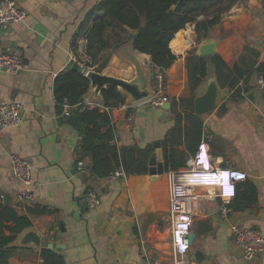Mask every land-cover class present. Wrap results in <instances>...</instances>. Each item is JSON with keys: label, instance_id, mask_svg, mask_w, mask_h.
<instances>
[{"label": "crops", "instance_id": "0c3cea01", "mask_svg": "<svg viewBox=\"0 0 264 264\" xmlns=\"http://www.w3.org/2000/svg\"><path fill=\"white\" fill-rule=\"evenodd\" d=\"M100 1L17 0L26 11L27 20L12 24L7 30L0 29V52L17 49L23 52L22 70L0 74V102L16 100L25 110L21 125L0 133V196L17 208L20 215H28L27 208L35 206L53 211L49 215L30 216L31 228L41 237V246H19L22 233L13 244L17 249L9 264H43L44 242L62 245V250L54 251L63 254L66 264H170L172 260L168 172L156 179L150 174L105 179L80 174V135L68 120L63 123L57 114L55 78L66 71L70 61L78 62L80 57L87 61L84 56L87 32L79 33ZM195 26L189 24L182 32L180 52L173 51L178 59L165 74L164 95L169 102L190 97L186 58L190 51L198 54L203 43H215L216 54L229 66L238 63L242 56L249 64L264 62V0H242L223 15L208 38L199 42ZM81 65L86 75L94 71ZM154 67L151 57L134 50L129 41L113 50L101 72L129 83L139 82L150 93L147 99L136 102L120 89L126 103L112 111L116 144L120 147L144 148L161 143L175 124L171 109L156 103L160 86L153 82L158 74L156 69L154 75ZM258 78L255 75L252 79L253 100L246 96L232 101L228 95L216 109L202 115L195 113L203 124L202 137L200 143L195 141L192 145L188 162L201 144H206L215 166L247 174L248 180L244 182L254 184L258 195L256 204L241 211L234 210V198L227 216L222 214L221 199L200 200L192 230L196 237L187 254L194 264H264V254L246 262L231 232V226L236 224L259 228L264 234V89L258 88ZM213 82L217 80L210 66L196 97L204 95ZM95 88L92 86L84 97L85 106L88 101L101 105V93L96 95ZM225 95L227 91L219 87V99ZM223 104L224 111L220 109ZM186 126H190V120L185 117L183 127ZM179 150L188 153L185 141ZM12 154L32 162V202L19 199L25 186L12 177ZM83 161L89 166V159ZM88 190L100 197L101 203L96 208L88 206ZM243 190L241 187L240 192ZM213 191L202 187L197 193L208 195ZM61 222L66 228L62 233ZM197 252L204 256L202 262L196 259Z\"/></svg>", "mask_w": 264, "mask_h": 264}, {"label": "trees", "instance_id": "16d2710c", "mask_svg": "<svg viewBox=\"0 0 264 264\" xmlns=\"http://www.w3.org/2000/svg\"><path fill=\"white\" fill-rule=\"evenodd\" d=\"M179 1L101 0L80 29L79 34L87 32L84 50L87 61L80 57L78 63L101 73L113 50L132 41L133 49L149 55L158 70L153 78L154 85L164 86L166 72L178 59L173 51L180 52L182 32L187 26L195 23L198 42L206 39L210 31L221 23L223 15L242 0H188L178 7ZM74 43H77V38ZM247 51L257 55L254 51ZM186 63L190 97L172 100L170 109L175 124L160 143L166 172H178L185 168L192 145L195 141L200 143L203 124L195 114L194 104L198 89L209 75L210 66L218 86L229 91V100L232 101H240L253 92L252 79L255 75L264 79V62L249 64L244 56L234 66H229L219 54L202 57L196 51H190ZM91 88L92 82L87 75L74 70L60 73L54 81L56 109L63 118L62 122L68 120L64 117L65 106L70 107L71 115L73 108H77L75 128L80 135V161L89 159L90 175L100 179L109 178L118 170H123L126 177L148 175L150 158L155 150L152 144L144 148L116 144L117 130L112 121V111L126 103V96L118 87L107 86L101 92V105L90 108L84 105L83 99ZM220 109L224 111L225 104ZM185 117L190 120V126L184 128ZM184 141L188 153L179 150ZM241 187H244L242 192ZM257 195V187L251 182L239 184L232 203L234 210L241 211L256 204ZM27 211L28 215H20L17 208L0 196V264H9L11 255L17 249L13 244L18 236L33 226L30 216L53 214V211L41 206L29 207ZM41 256L43 264H66L63 254L54 250L43 249Z\"/></svg>", "mask_w": 264, "mask_h": 264}, {"label": "built area", "instance_id": "2783aa9c", "mask_svg": "<svg viewBox=\"0 0 264 264\" xmlns=\"http://www.w3.org/2000/svg\"><path fill=\"white\" fill-rule=\"evenodd\" d=\"M27 20V13L19 7L17 0H0V29L7 30L10 25L16 23H24ZM23 69V52L21 50H13L8 53L0 52V74L16 73ZM258 88L264 89V79L258 78ZM165 86H160L156 94L158 105L169 102L164 95ZM87 106L95 108L99 104L88 101ZM24 106L16 100H8L0 102V133L17 127L24 121ZM71 116L70 107L65 106L64 117ZM207 145L201 144L198 152L189 160L187 166L178 172H168L169 180V222L171 230V241L173 245L172 260L170 264H194L188 259V252L191 248L189 243V235L192 233L197 213L196 206L203 200L202 198H219L223 201L222 214L227 216L232 210L229 207L231 201V193L226 190L225 194L221 193V189L215 182L218 174L217 166L214 160L206 153ZM208 152V151H207ZM228 170L233 175L241 174L243 182L248 180L245 173L236 171L231 168ZM78 171L80 174H87L88 164L84 161L78 163ZM10 172L12 177L22 182L25 186L19 199L21 201L32 202L34 195L31 187L34 183L32 162L19 155L12 154L10 156ZM116 178H126L123 170H118L113 175ZM211 188V194H198V188ZM86 200L90 208H96L100 205L101 200L94 191H89ZM233 241L235 245L242 251L244 260L252 262L258 256L264 254V234L256 227L244 228L236 224L231 226ZM151 264H161L153 262Z\"/></svg>", "mask_w": 264, "mask_h": 264}, {"label": "water", "instance_id": "95a60500", "mask_svg": "<svg viewBox=\"0 0 264 264\" xmlns=\"http://www.w3.org/2000/svg\"><path fill=\"white\" fill-rule=\"evenodd\" d=\"M188 0H180L178 3V7L185 4ZM135 35V34H134ZM216 54V45L213 42L203 43L201 44L198 55L202 57H207ZM68 70H74L78 72H84V67L78 63L77 61H70L68 65L66 66V71ZM154 75L157 73L156 67L153 69ZM87 77L91 80L92 86H95V92L96 95L100 94L103 89H105L107 86H116L119 89L126 92L128 95L132 97V99L136 102L142 101L144 99H147L150 96V93L146 90H144L139 82H133L129 83L124 80L110 77L101 73H98L96 71L90 70L87 72ZM227 91V95L219 99V86L217 83L213 82L208 85L207 91L204 95L196 97L195 98V113L197 115H202L207 112H210L214 109H216L221 103H223L227 96L229 95V91ZM248 99L253 100L254 95L251 93L248 95ZM163 108L170 109L171 108V102H168L166 104L162 105ZM72 115L68 118V124L72 127H76V113L77 108H73ZM155 148V152L152 154L149 162V174L156 179L159 176H163L166 172L164 160H163V153L161 149V144L156 143L153 145ZM84 208L87 207L86 201L83 204ZM60 229L61 233L65 232L66 228H64V223H60ZM60 233V234H61ZM196 235L192 232L188 239L190 245L193 244L195 240ZM18 245L21 247L26 246H34L36 248H40L41 246V237L38 235V233L34 229H27L23 232ZM44 249L49 250H62V245L58 244H52L49 242L43 243ZM196 259L199 262H202L204 259V256L200 253H196Z\"/></svg>", "mask_w": 264, "mask_h": 264}, {"label": "clouds", "instance_id": "9594fccd", "mask_svg": "<svg viewBox=\"0 0 264 264\" xmlns=\"http://www.w3.org/2000/svg\"><path fill=\"white\" fill-rule=\"evenodd\" d=\"M206 153H208L207 150ZM222 170L223 169L219 167L218 169L214 170L218 174V177L216 178L215 182L221 189V193L223 195L225 194L226 190H229L231 193L230 197L234 198L238 192V185L243 182V178L240 177L241 174L233 175L228 170Z\"/></svg>", "mask_w": 264, "mask_h": 264}]
</instances>
